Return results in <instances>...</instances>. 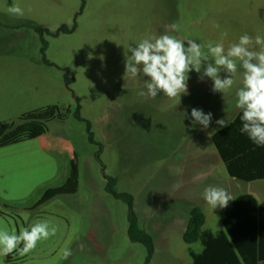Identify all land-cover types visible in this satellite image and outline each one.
Segmentation results:
<instances>
[{
	"label": "rangeland",
	"instance_id": "1",
	"mask_svg": "<svg viewBox=\"0 0 264 264\" xmlns=\"http://www.w3.org/2000/svg\"><path fill=\"white\" fill-rule=\"evenodd\" d=\"M13 5L25 14H10ZM173 23L179 31L167 27ZM31 24L46 31L40 36ZM61 27L73 31L58 32ZM223 32L228 34L222 40L225 49L244 34L264 37V0H0V75L13 88L36 87L32 99L1 117L17 126L20 116L52 107L64 115L46 124L45 140L0 148V229L19 234L44 220L58 229L26 255L19 254L21 244L1 256L3 263L145 264V247L127 236V206L106 193L105 175L116 180V193L133 197L139 228L152 232L150 264H190L189 249L200 252L201 245H186L178 230L184 209L173 198L180 189L173 185L185 182L179 150L197 137L202 141L197 149L214 151L215 121L224 117L230 122V99L235 105L236 96L230 90L213 93V82L200 80L193 70L189 94L142 97L138 93L147 91L148 77L125 75V54L144 39L168 34L194 40L210 55L209 43H220ZM242 71L235 83H242ZM21 74H42L43 80ZM65 75L71 79L68 86ZM78 105L82 121L75 117ZM192 108L213 114L207 129L192 125ZM200 172H209L192 182L206 218L203 229L217 232L222 209L206 203L205 188L256 195L257 184L231 180L221 163ZM73 177L76 192L59 193ZM257 197L263 202L264 191ZM164 234L163 244L157 235ZM64 249L72 252L67 259Z\"/></svg>",
	"mask_w": 264,
	"mask_h": 264
},
{
	"label": "clouds",
	"instance_id": "2",
	"mask_svg": "<svg viewBox=\"0 0 264 264\" xmlns=\"http://www.w3.org/2000/svg\"><path fill=\"white\" fill-rule=\"evenodd\" d=\"M8 12L15 16H23L24 10L19 5L8 8ZM171 30L179 31V25L173 23L167 26ZM227 32L221 34V42L215 45L209 43L208 53L202 51V46L196 41L180 40L174 36L163 34L151 39H144L136 47H130L131 55L125 54V75L132 78L138 75L148 77L147 91H140L138 95L145 98H155L163 93L168 98L181 97L188 93V80L191 71L197 72L200 80L209 78L213 93H228L235 83L234 77L238 69H243L242 86L236 91L235 106L242 110L240 132L258 147H264V37L255 38L244 34L238 43L231 44L227 49L222 42ZM184 41H187V47ZM259 46V50H255ZM239 62V63H238ZM226 73L224 77L220 74ZM226 111V107L223 109ZM187 116V113H184ZM213 114L205 113L202 109H191L192 125L199 124L201 130L207 129L212 123ZM218 129L229 126V122L221 117L215 121ZM207 173L201 172L194 177V181L202 180ZM182 182L173 185L179 189ZM204 200L213 209L226 208L233 196L224 188L208 186L204 190ZM57 227L48 220L39 221L30 228L20 230L16 234L13 230L0 229V255L7 256L19 248L20 255H26L35 250L40 241L55 236ZM72 255L68 249L63 250V257Z\"/></svg>",
	"mask_w": 264,
	"mask_h": 264
},
{
	"label": "trees",
	"instance_id": "3",
	"mask_svg": "<svg viewBox=\"0 0 264 264\" xmlns=\"http://www.w3.org/2000/svg\"><path fill=\"white\" fill-rule=\"evenodd\" d=\"M31 26L40 36L46 31L37 25ZM72 31L73 29L68 30L66 27L58 30L64 33ZM45 48L43 42V53ZM44 63L50 65L46 60ZM65 82L67 86L71 82L67 75ZM75 101L79 103L78 98ZM241 115L242 110L229 122L228 127L216 131L212 135V143L230 178L243 183L264 182V147L256 146L246 135L241 134ZM75 117L82 121L79 105ZM55 118L62 120L64 115L58 108L52 107L20 116L17 126L0 123V148L43 136L47 130L46 124ZM104 177L107 181L106 193L127 206L129 241L145 247V264H150L154 254V242L138 226L133 211V197L130 194L116 193V180L105 175ZM76 190L77 183L73 177L59 193L74 194ZM48 197L49 194L44 199ZM221 215L222 229L212 233L203 229L206 218L202 210L199 207L190 210L182 240L188 246L198 242L202 247L200 253L189 250L190 264H264V207L259 206L253 196L244 194L234 198Z\"/></svg>",
	"mask_w": 264,
	"mask_h": 264
},
{
	"label": "crops",
	"instance_id": "4",
	"mask_svg": "<svg viewBox=\"0 0 264 264\" xmlns=\"http://www.w3.org/2000/svg\"><path fill=\"white\" fill-rule=\"evenodd\" d=\"M4 76H6V75H4ZM4 76L1 77V75H0V123L8 124L7 122H5V120L8 118H2L1 117L2 113L15 111V109H17V107L21 103H23L25 101H29L30 99H32L34 95L31 94V90L32 91L35 90L36 87L34 85V87H32V88H28V87L25 88L27 85H23V84H20L19 87H15V88L10 87L9 84H6L4 82L6 80V78H4ZM19 76H27V77L28 76H34V77H36V78H34L36 81L43 80L42 74H33V75H27V74L22 75L21 74ZM235 79L236 78L234 77V80ZM36 86H39V88H40L41 83H39ZM241 86H242V83H240L238 81L236 83H234L233 88L230 90V96H233V95L236 96V91ZM234 100H235L234 98L230 99V122L234 119V117L237 115V113L241 110L233 104ZM43 136H40L38 139L45 140V138ZM194 140H195V146H194ZM201 144H202V141L200 139L198 140L196 137L191 142L189 141L184 147H181L179 150L181 153V160H180V165H179L180 166V176L182 177L183 181H185V182L180 187L181 190L179 189V191H177V190L175 191L173 198L176 199L177 201L182 202V204H183L184 221H183L182 225H180V226L176 225L177 227L179 226L178 230L181 233V237H183V234L186 230L190 210L194 207H199L198 203H199L200 199L196 195V188L192 184L194 177L198 173H201L200 171L202 169H207V167H210V166L214 169V168L220 166V163L222 164L215 148H214V151H211V152H206L202 148L197 149L196 146L201 145ZM193 147H195V148H193ZM199 149H201V150H199ZM211 171L213 172V170H211ZM211 171H210V173H211ZM207 174H209V172H207ZM230 179L235 180L232 178H230ZM235 181H237V180H235ZM247 184H257V185H255L256 186L255 187L256 195H254V194H248V195L253 196L256 199L258 205L261 207H264V201L262 200L263 202H261L257 197V195H261V192L264 191V185H262V184H264V182L257 181V182L247 183ZM239 195H244V193L243 194H236L235 196H233V198H236ZM223 209L221 210V213H222ZM206 231H209V230H206ZM146 233L149 234L150 236L152 234V232H146ZM212 233H216V232H212ZM157 236H158V239L162 240L163 241L162 243L164 244V241L166 240L165 234L162 236H159V235H157ZM151 238H152V236H151ZM189 250L193 251L192 249H189ZM201 250H202V247H201ZM193 252L194 253H200L201 251L200 252L193 251ZM188 255H189V251H188ZM1 256H3V255H0V264H6V263H3V261H2L3 259Z\"/></svg>",
	"mask_w": 264,
	"mask_h": 264
}]
</instances>
